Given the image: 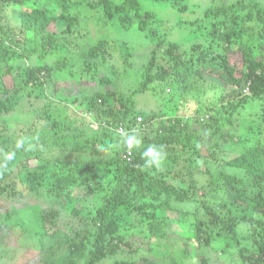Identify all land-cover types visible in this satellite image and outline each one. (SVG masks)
Here are the masks:
<instances>
[{
  "label": "trees",
  "instance_id": "16d2710c",
  "mask_svg": "<svg viewBox=\"0 0 264 264\" xmlns=\"http://www.w3.org/2000/svg\"><path fill=\"white\" fill-rule=\"evenodd\" d=\"M3 1L0 0V22L3 19ZM59 3L63 10L57 17L48 16L41 9H26L23 16L25 31L32 24L36 31L46 32L53 22L73 21L67 4L62 7V0ZM125 5L115 8L112 0H101L95 7L102 9L107 20H112L113 8L117 12ZM135 9L138 16L144 15L140 7ZM202 15L190 26H199L197 32L208 39L202 35L201 42H194L189 49L183 50L178 48V44H170L166 48L167 57L163 55L162 41L159 40L156 49L152 50V59L141 73L138 87L125 103V109L118 113L112 110L109 114L114 117L103 123L99 114V127H103L116 142L117 153L110 161L116 171L115 184L92 215L84 213L82 207L70 209V216L66 214L68 209H40L41 264H189L192 259L198 258L199 264H209L205 256L194 254L187 244L180 257H174L169 252L170 247L177 243L173 241L170 219L160 217V212L173 210L174 202L191 206L197 203L194 211L198 215L192 227L200 249L217 244L220 246L217 250L222 254H239L243 264H264V142L261 136L249 139L246 135L234 142L235 134L228 131L231 127L237 128L236 124L240 122L233 112L249 106H255L257 118L263 119L264 123V4L254 0L222 3L207 8ZM145 24L147 21L140 25L141 31L147 27ZM44 48L48 50L50 45ZM104 48L105 42L96 44L89 50V55L95 56ZM23 50H15L11 45L0 42V77L3 84L0 93V197L6 201L26 197L42 199L48 193L44 185L49 180L53 182L51 192L59 198L63 197L62 192L67 187L72 186L71 197L77 180L89 184V175H93L99 166L95 159H85L86 153L95 148L94 145L89 147L87 141L72 142V136L60 134L68 114L60 107H53L54 100L49 99H52L51 96L58 98L63 91L65 98H61L59 103L70 105L69 99L75 92L66 94L60 89L59 94L58 85L48 87L46 76L42 79L46 72L42 71H48L49 67L40 61H33L32 57L36 56L34 49ZM234 51L242 55L240 75L230 59ZM159 57L164 58L161 59L165 61V67L159 65ZM24 58L31 63L16 67L9 62ZM57 64L62 68L65 63ZM59 72H62L61 69ZM7 79H10L9 84ZM218 89L224 94L216 95ZM147 91L156 97L163 95L165 100V94L171 95L169 98L172 101L179 95L184 101L188 97L200 100L196 107L191 106L190 111H181L178 106L169 105L170 114L164 119L166 114L161 107L151 108L147 114L135 109L132 97ZM77 96L72 100H78ZM106 97L98 90L85 96L83 104L89 110L98 112L104 106ZM33 98L48 101L47 110L44 109L43 113L46 114L45 126L53 132L52 140L42 130L34 129L31 134L27 133L25 126L19 127L23 133L17 136L9 131V123L4 121V118L15 115L24 101ZM164 120L170 123L167 125ZM254 123L248 121L247 126L250 128ZM257 123L259 128L262 127L261 122ZM120 127L122 133L119 132ZM101 129L93 131L97 134ZM133 131L162 147L166 155H175V149L184 152L182 159L175 155L177 160H182L178 166L182 167L179 175L182 173L183 179L180 181L179 175L172 178L159 169L147 181L128 182V178L137 174H147L142 167L140 149L131 152L128 160L129 151L119 144L122 136ZM258 132L261 134L259 129ZM19 139H24L25 145L16 149ZM221 141H230L239 147V155L226 163L230 172L225 169V163L209 157L202 149L208 143L210 147L219 149ZM57 149L58 152L61 150L59 154L49 156ZM10 151H16V158L4 165L3 154ZM75 152L76 155H73ZM33 161H37V165L33 166ZM236 170H239L238 174L234 173ZM202 178L208 180L204 185L206 194L218 201L213 199L212 203L200 199L201 188L196 180ZM126 211L130 219L125 220L122 216ZM24 223L22 218L16 220L20 229ZM82 224L84 227L92 225L90 235L81 232ZM140 225L144 229L141 234L146 235V243L140 242L135 248L133 230ZM244 226L249 233L243 236L238 228Z\"/></svg>",
  "mask_w": 264,
  "mask_h": 264
},
{
  "label": "rangeland",
  "instance_id": "374dc122",
  "mask_svg": "<svg viewBox=\"0 0 264 264\" xmlns=\"http://www.w3.org/2000/svg\"><path fill=\"white\" fill-rule=\"evenodd\" d=\"M35 1H3L4 12L3 19L0 22V42L11 45L15 50H22L23 52L24 48L34 49L36 56L32 57L33 61H40L42 65L49 67L48 71H42L46 72V75H42V79H45L46 76L48 87L56 84L59 86V94L60 89H62L65 90L66 94L75 92L73 97L79 95L77 96L78 100H72L73 97L69 99V101L71 100L70 105L59 103L61 98H65L63 91V96L62 94L58 98L51 96L52 99H49V101L54 100L52 106L60 107L63 112L65 111L68 114L60 134L72 136V142L82 140L83 142L87 141L89 147L94 145L95 150L87 152L85 159H95L99 166H97L93 175H89V184L85 185L77 180V186L71 197L69 195L72 186L67 187L62 192L63 197L59 198L53 194L51 192L53 187L51 180L46 181L44 185L47 187L48 193L42 199L36 198L34 200L26 197L6 201L0 197V264H41L39 250L41 225L38 220L40 209L56 208L63 211L68 209L66 214L70 216V209L82 207L84 213H91L92 215L98 207V203L114 186L116 171L110 161L117 153L115 150L116 142L115 138L106 133L103 127H99V123L114 117L109 114L112 110H117L118 113V111L122 112L125 109V103L138 87L142 79L141 73L152 59L153 54L151 53L154 48L156 49L158 41H162L163 55L166 57L169 56L166 48L170 44H178V48L181 50L189 49L194 42L202 41L203 37L199 40L200 36L203 35L208 39L206 35L197 32L199 26H190L192 21L202 17L203 12L211 6L221 5L222 3L237 4L245 0H112L115 8L126 4L123 10L117 12L113 8L114 18L112 20H107L104 17L100 7H95L99 5L101 0H62V7H65L63 6L64 3L67 4L68 13L73 21L53 22L48 26L46 32L36 31L33 29L34 24H32L31 28L25 31L23 16L26 9H41L51 17L59 16L63 10L59 7L61 0H39L37 3ZM254 1L264 4V0ZM137 6L142 9L144 15L138 16L136 14L135 8ZM144 21H147L145 32L139 29ZM70 22L72 23L71 26L69 25ZM102 42H105L103 51H98L95 56H90L89 50L94 45ZM45 45H50V49H45ZM158 54H162V52L158 51ZM161 58L159 57V65L165 67V61L163 62ZM230 59L237 68V74L240 75L243 66L241 53L239 51L232 52ZM9 62L12 65L14 63L16 67L31 63L26 58ZM59 62L65 63L61 65L62 68H59L57 64ZM60 69L62 72H59ZM6 83L9 84L10 79H7ZM2 89L3 84L0 77V93ZM98 90L104 92L107 97L104 100V106L96 112L95 110H89L83 103L85 102V96L87 97ZM223 94V90H217L216 95ZM164 96H167L165 97L166 100L163 95L162 97H156V95H152V92H139L132 97L133 105H135V109L143 110L145 114L151 108L161 107V111L166 114L163 118L166 119L170 114L169 105L178 106L181 111H190L191 106L196 107L195 104L200 100V98L188 97L184 101L179 95L172 101L171 97L169 98L171 95L165 94ZM24 102L15 115L4 118V121L9 123V131L18 136L20 132L23 133V130H20L19 127L25 126L24 130L27 133L31 134L34 129L42 130L45 136L52 140L53 132L45 126L46 114L43 113L48 104L47 99L37 100L33 98ZM254 107L249 106L233 112V116L240 119V122L237 120L239 122V124H236L237 128H234L236 127L234 126L228 129V131L235 134L234 142L238 141L242 135H246L249 139H256L261 136L264 142L263 119L257 118ZM257 111L261 112L259 109ZM99 114L101 122L99 121ZM57 118L59 120V116ZM164 121L167 122V120ZM248 121L256 123L249 128L247 126ZM257 122H261L262 127L259 128ZM169 123L167 122V125ZM99 128H102L101 132L95 134L93 129L98 130ZM139 137L143 141L140 148L141 155L144 147L156 145L147 139H143L142 135ZM238 148L230 141H221L219 149H215L214 146L210 147L209 143L207 146L202 147L206 155L222 161L223 164L225 163L226 170L229 169L226 163L239 155ZM60 152L61 150L58 152L57 149L49 156ZM72 154L76 155V152ZM175 155H178L181 159L185 156L184 152L178 149H175ZM175 155H166L164 165L160 169L172 178L177 177L182 168L178 166L182 160H177ZM32 164L33 166L37 165V161H33ZM144 169L147 172L146 175L145 172L141 175L137 174L128 178V182L133 181L136 184L137 182L147 181L157 171L154 168ZM177 171L178 174L175 173ZM230 171L231 169H229ZM234 173L238 174L239 170L234 171ZM178 179L180 181L183 179L182 173ZM204 180L203 178L196 180L198 187L201 188L199 191L200 199L218 201L214 196L206 194L204 185L208 180ZM89 191L91 193H88ZM63 198H69L70 200ZM142 198L144 199V197ZM174 204L175 208L173 210L160 212V217L170 219L169 225L170 230L173 232V241L177 243L176 246L170 247L169 252L171 255L180 257L184 246L187 244L194 254L201 253L205 256L209 264H243L239 259V254H222L217 250L220 247L217 244L209 247L204 246L203 249H200L192 227L198 215L194 211L197 203L193 206L177 202H174ZM200 212H202V209ZM1 213H4V215H1ZM122 217L125 220L130 219L127 211ZM19 218L25 221L21 229L16 225V220ZM136 223H138V220ZM91 230H93L92 225L86 224L84 227V224H82L81 232L84 231L83 234L90 235L92 232L89 231ZM143 230L141 225L133 230L135 235L133 240H136L135 248L140 242L144 245L146 243L144 238L146 235L141 234ZM238 231L243 236L249 233L245 226L239 227ZM199 261V258L192 259L189 264H199Z\"/></svg>",
  "mask_w": 264,
  "mask_h": 264
},
{
  "label": "clouds",
  "instance_id": "9594fccd",
  "mask_svg": "<svg viewBox=\"0 0 264 264\" xmlns=\"http://www.w3.org/2000/svg\"><path fill=\"white\" fill-rule=\"evenodd\" d=\"M120 146L126 148L129 153L133 152L134 150L140 149L143 145L142 139L137 135L134 131L127 133L126 135L122 136L119 140ZM25 145L24 139H19L16 141L15 148L21 149ZM16 158V151H10L3 154L2 161L3 164L6 165L7 163L12 162ZM142 158H143V168H154V169H161L164 165L166 154L163 151L162 147L157 145H148L147 147L143 148L142 151Z\"/></svg>",
  "mask_w": 264,
  "mask_h": 264
},
{
  "label": "built area",
  "instance_id": "2783aa9c",
  "mask_svg": "<svg viewBox=\"0 0 264 264\" xmlns=\"http://www.w3.org/2000/svg\"><path fill=\"white\" fill-rule=\"evenodd\" d=\"M119 132L120 133L123 132V129L121 127L119 128ZM130 155H131V153H128V155L126 156L128 160H130Z\"/></svg>",
  "mask_w": 264,
  "mask_h": 264
}]
</instances>
